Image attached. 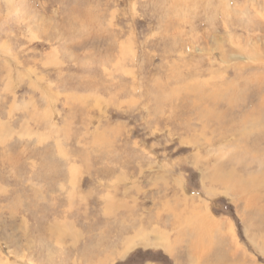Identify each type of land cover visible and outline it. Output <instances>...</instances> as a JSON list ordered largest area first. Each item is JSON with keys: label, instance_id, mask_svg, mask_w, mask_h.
I'll use <instances>...</instances> for the list:
<instances>
[{"label": "rangeland", "instance_id": "rangeland-1", "mask_svg": "<svg viewBox=\"0 0 264 264\" xmlns=\"http://www.w3.org/2000/svg\"><path fill=\"white\" fill-rule=\"evenodd\" d=\"M0 264H264V0H0Z\"/></svg>", "mask_w": 264, "mask_h": 264}]
</instances>
